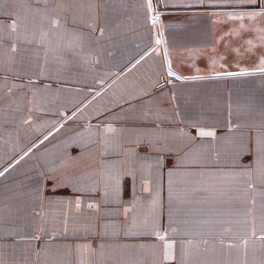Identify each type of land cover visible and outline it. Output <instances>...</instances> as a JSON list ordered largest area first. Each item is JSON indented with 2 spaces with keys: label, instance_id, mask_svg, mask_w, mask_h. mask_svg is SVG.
<instances>
[{
  "label": "crops",
  "instance_id": "obj_1",
  "mask_svg": "<svg viewBox=\"0 0 264 264\" xmlns=\"http://www.w3.org/2000/svg\"><path fill=\"white\" fill-rule=\"evenodd\" d=\"M0 264H264V0H0Z\"/></svg>",
  "mask_w": 264,
  "mask_h": 264
},
{
  "label": "built area",
  "instance_id": "obj_2",
  "mask_svg": "<svg viewBox=\"0 0 264 264\" xmlns=\"http://www.w3.org/2000/svg\"><path fill=\"white\" fill-rule=\"evenodd\" d=\"M149 19L152 25L159 24L161 19V12L157 9H151Z\"/></svg>",
  "mask_w": 264,
  "mask_h": 264
},
{
  "label": "water",
  "instance_id": "obj_3",
  "mask_svg": "<svg viewBox=\"0 0 264 264\" xmlns=\"http://www.w3.org/2000/svg\"><path fill=\"white\" fill-rule=\"evenodd\" d=\"M234 73H238V72L222 73L221 75L234 74Z\"/></svg>",
  "mask_w": 264,
  "mask_h": 264
},
{
  "label": "bare ground",
  "instance_id": "obj_4",
  "mask_svg": "<svg viewBox=\"0 0 264 264\" xmlns=\"http://www.w3.org/2000/svg\"><path fill=\"white\" fill-rule=\"evenodd\" d=\"M41 232V231H40Z\"/></svg>",
  "mask_w": 264,
  "mask_h": 264
}]
</instances>
